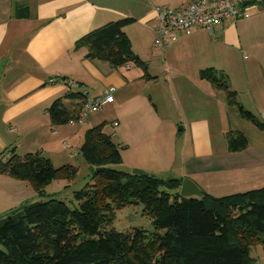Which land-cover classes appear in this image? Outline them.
Here are the masks:
<instances>
[{"label":"trees","instance_id":"16d2710c","mask_svg":"<svg viewBox=\"0 0 264 264\" xmlns=\"http://www.w3.org/2000/svg\"><path fill=\"white\" fill-rule=\"evenodd\" d=\"M134 22L123 18L107 23L78 40L75 50L86 48L88 60L107 62L114 69L132 64L143 71V78L152 80L125 32ZM200 78L223 91L242 118L264 131V122L236 101L223 75L205 69ZM80 88L78 84L74 91L67 89L47 109L53 126L66 125L77 115L64 100L85 98L86 91ZM103 127L104 123L88 129L80 148L93 172L92 183L74 194L77 207L71 210L50 199L12 211L0 221V264H254L251 247L264 248V187L222 197L203 190L199 197H181L182 179L114 169L122 164L121 147ZM227 145L230 152H241L248 139L232 132ZM0 173L28 181L42 195L53 180L69 179L77 169L55 168L40 153L21 157L13 149L0 153ZM139 205L153 231L108 229L116 211Z\"/></svg>","mask_w":264,"mask_h":264},{"label":"crops","instance_id":"0c3cea01","mask_svg":"<svg viewBox=\"0 0 264 264\" xmlns=\"http://www.w3.org/2000/svg\"><path fill=\"white\" fill-rule=\"evenodd\" d=\"M195 1L197 0H152L149 6L147 2L144 4L138 0H0V146L7 147V143H11L6 142L8 140L1 135V131L5 132L7 125L13 124L18 128V125L23 124L34 128L32 132L45 118L50 125L47 109L67 92V87L63 83L48 84L53 77H62L79 84L80 89L86 91V98L95 99L106 89H114V102L106 107V110L103 109L105 113L101 121L106 122V112L109 109L114 110L117 121L121 110L127 108L130 115L139 122L137 123L139 127L144 128L153 115L140 96L139 90L148 89L150 83H158L157 77H154V80L143 78V71L132 64L114 69L107 62L88 60L87 49L75 50V44L89 32L123 18H133L135 24L140 25L147 32H152L154 40L156 23L154 9L156 7L151 8L154 2L159 6L179 8ZM250 2L248 18L223 21L216 25L211 33L197 28L191 35L180 36L174 45L165 50L173 47L175 55L179 57H182L184 53L202 62L209 61L213 64L197 69L198 73L205 69L216 71L218 68L214 65L216 62L214 59L220 58L224 64H228L231 58H234L232 52L242 54L244 66L242 74L237 73L236 76L227 74L224 81L229 89L235 92L236 101L246 110H256L264 122V54L262 55L257 49L259 43L255 39L264 36V3H255V0ZM125 32L134 51L135 36L130 26L125 28ZM156 51L163 53L161 52L163 50L152 45L151 59L150 57L147 61L144 59L145 63H149L148 71L152 78L151 67L158 59L155 55ZM137 56L140 58L139 55ZM135 69L139 72L134 74ZM201 80L195 81L197 88L201 89L200 93H203L202 90L209 91L203 84V79ZM178 89L185 91V84H181ZM212 90L214 89L211 88ZM206 94L208 92H204V95ZM189 97H182L177 103L182 107L195 105L193 97L191 95ZM84 99L75 102L64 100V104L70 110L79 113ZM150 99L153 102L152 96ZM225 101V97L219 98L221 106L217 109H225ZM226 104L229 106L227 101ZM189 108L180 112V119L178 118L175 122L176 125H182L181 131L187 132L183 157L187 154L188 156L181 166L183 168L189 164L187 168L192 169V174L189 177L184 175L183 177L191 179L200 190L216 197L244 191L215 195L211 192L210 186H206L210 185L209 183L204 184V190L197 184L196 179L207 173H215V175L237 173L243 168H248V171H252L251 174L262 176L261 181H264V174H262L264 163L260 162L264 157V131L256 135V146H251L246 136L247 149L240 153L230 152L224 139L225 135L221 136V146L217 147L214 144L211 119H194L188 113ZM183 115L186 118H183ZM169 121L174 122L171 119ZM86 122L89 127H96L97 117H90ZM153 124L155 139L159 137L160 124L159 122L158 124L153 122ZM17 128H11L10 133ZM235 131L243 133L241 130ZM126 135L127 132L122 133L118 138L119 146L120 144L123 147L126 146L124 145ZM250 149L254 153H249ZM154 152L158 159V165L154 168L162 169L170 166L159 159V149L155 147ZM178 157L180 158V155ZM124 161L122 156V164ZM130 163L129 158L127 164L131 165V168L144 170L141 166ZM146 171L156 173L158 170ZM254 189L258 188H252Z\"/></svg>","mask_w":264,"mask_h":264},{"label":"rangeland","instance_id":"374dc122","mask_svg":"<svg viewBox=\"0 0 264 264\" xmlns=\"http://www.w3.org/2000/svg\"><path fill=\"white\" fill-rule=\"evenodd\" d=\"M138 1L140 3L144 2V4L147 2L149 6L152 2V0ZM154 7L161 6L155 5L154 2L151 8ZM133 24L129 25L132 34L135 36L133 52L146 62L149 60V57L151 59L152 45L154 47L153 34L150 31L147 32L144 30V28L135 24V22ZM255 39L259 43L257 49H259V52L263 55L264 36ZM158 51L155 53L158 59L152 64L151 72L153 78L157 77L159 82L150 83L148 85L149 88L146 90H139L140 96H142L153 115L144 128L139 127L137 124L139 122L135 120L133 115H130V111H128L127 108L121 110L117 121L114 117L113 109H109L106 112V122L101 121L106 109L104 112L101 110L86 119V121H88L90 117H97V126L104 123L103 132L108 135L115 144L120 141L118 138H120L121 134L127 132L125 139L126 144H124L126 146L123 147V145L120 144L121 155L125 161L123 164L114 166V169L125 173H132L136 168H131V165L127 164L130 158V164L141 166L144 170H139L154 175L159 179H189L187 177L192 174V169L187 168L189 164H187V167L184 166L182 168L181 166L183 160L188 156L187 154L183 157L185 149L184 140L186 139L185 135L187 132L179 130L182 125H176L175 123L178 118L180 119V112L182 113V111L189 107L188 113L192 115V118L211 119L213 124L212 137L217 147H219V145L221 146V136L225 135L224 139L227 142L228 134L239 132L235 130H241L243 132L242 134L248 136L251 146H256V135L260 134L261 131L250 121L242 118L236 106L235 108L232 105L226 106V100L224 106L226 110L223 108L217 109L218 106H221V104H219V98H226L224 92L219 91L208 80H203V84L208 87L209 91L202 90L203 93H200L201 89L197 88L195 81L201 80L200 73H198L197 69L201 67L205 68L210 64L209 61H207V63L202 62V60L184 53L182 57H179L175 55L173 47L170 50L161 51L163 53ZM253 52L256 53V50L253 49ZM232 55L234 58L232 57L228 64H224L220 58L214 59V61H216L215 63L213 61L214 65L218 68L216 72L218 75H224L225 79L227 74L233 76H236L237 73L242 74V69L244 68L242 54L239 52H232ZM144 59H146V61ZM146 64L149 70V63ZM233 65L235 66L233 67ZM137 72H139L137 69L133 71L134 74ZM181 84H185V91H191L189 93L179 91L178 88ZM211 88L214 90L211 91ZM204 92H208V94L204 95ZM189 95L193 97L195 105L190 106L188 104L189 106L184 105L182 107L177 103L182 97L190 98ZM151 96L153 97V102H151ZM79 100L80 99H75L73 102ZM246 111H249L262 121L256 110L249 109ZM183 118L186 117L183 115ZM169 119L174 122L169 121ZM86 121L74 126L66 124L54 126L52 128L51 123L50 126L48 124V119L46 120L45 118L41 121V125L33 132L32 130L34 128L27 127L23 124L18 125V128L13 124L7 125L5 127V132L1 131V135L8 140L5 141L11 143H7V147L0 146V153L5 150L12 151L13 149H15L16 154L21 157L28 153H40L43 157L50 160L53 167L60 168L63 166H72L77 169V174L69 179L53 180L44 189L42 195H39L28 181L16 179L0 173V221L5 219L12 211L20 210L28 204L39 201L45 202L50 199H56L64 202L71 210L77 207L74 198L75 192L84 189L88 184L92 183V167L85 161L80 153V148L85 140L86 132L91 128L86 124ZM153 122H157V124L159 122L160 124V127H158L159 137L157 136L155 139L153 138ZM13 127L17 128V130L10 133V131L12 132L10 129H13ZM51 135H53V137ZM157 139L158 141H156ZM125 147L127 149H125ZM155 147L160 151L159 159H161L163 163L167 162V165H170L169 167L162 169L154 168L158 165V159L154 154ZM252 151L253 150L250 149L249 153H254ZM179 155L180 158L178 157ZM260 162L264 163V157L261 158ZM247 169L248 168H243L237 173L216 174L219 178L215 173L203 174L199 179H196V182L201 187L209 183L210 185L206 186H210L211 192H214L213 194L215 195L230 194L237 191L247 192L246 190L248 189L263 188L264 181H261L262 176H258L254 173L251 174L252 171H248ZM146 170L158 171H156V173H149ZM262 174H264V170H262ZM183 175L187 177H183ZM203 189L205 190L204 187ZM110 227L124 232L131 231L135 228L153 231L152 222L150 218L143 213L142 205L128 206L116 211L113 224L109 226L108 229ZM250 256L255 260L254 264H264V248L262 246H252Z\"/></svg>","mask_w":264,"mask_h":264},{"label":"built area","instance_id":"2783aa9c","mask_svg":"<svg viewBox=\"0 0 264 264\" xmlns=\"http://www.w3.org/2000/svg\"><path fill=\"white\" fill-rule=\"evenodd\" d=\"M251 0H197L183 7H156L154 47L165 50L174 45L180 36L191 35L201 28L212 32L214 27L226 20H239L249 17L248 9ZM264 0H255L262 3ZM63 83L67 89L74 91L78 84L62 77H53L49 85ZM114 89H106L95 99H84L79 113L69 120L68 125L83 123L90 114H96L114 102ZM84 95H87L84 93Z\"/></svg>","mask_w":264,"mask_h":264},{"label":"water","instance_id":"95a60500","mask_svg":"<svg viewBox=\"0 0 264 264\" xmlns=\"http://www.w3.org/2000/svg\"><path fill=\"white\" fill-rule=\"evenodd\" d=\"M179 130H182V128L180 127ZM132 173L138 174V175L147 174L144 171L139 170V169H135ZM179 192H180V196L184 198L199 197L201 195V190L199 189V187L189 179H184L182 181Z\"/></svg>","mask_w":264,"mask_h":264}]
</instances>
